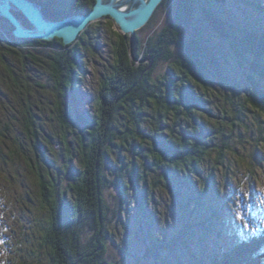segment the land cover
<instances>
[{
	"label": "trees",
	"instance_id": "obj_1",
	"mask_svg": "<svg viewBox=\"0 0 264 264\" xmlns=\"http://www.w3.org/2000/svg\"><path fill=\"white\" fill-rule=\"evenodd\" d=\"M30 1L41 6L43 14L52 21L87 14L95 4V0ZM175 5L171 20L159 33L146 41L138 35L134 57H153L150 70L149 64H138L132 58L129 38L117 35L116 77L108 81L115 105H109V110L98 108L92 120L84 108L71 104L84 99L83 92L77 91L83 87L81 80L85 77L78 45H64L62 39L19 40L12 34L14 27L8 21V30L0 28V76L12 88L13 96H19L21 110L13 117H25L22 130L30 146L18 145L15 137L7 144L12 128L0 123V159L5 161V147L13 161L27 152L36 156L38 195L41 207L47 210L48 221L41 229L38 248L46 250L50 260L44 263L35 256L28 264L108 262L105 255L109 231L104 224L108 209L103 196L109 187L108 179L101 174L100 182L95 184L97 170L101 171L99 157H109L103 148L106 136L105 146L116 147L118 139L135 148L140 142L139 147L145 151L140 156L141 164L133 163L134 172L129 169L120 173L114 183L125 188L124 178L128 175L135 184L137 211L144 221L137 226L138 252L142 255L137 257L138 264L144 260L149 264H264L263 223L257 234L245 238L231 236L225 227V217L230 212L217 202L206 204L208 189L201 182L198 194L205 199L199 206L201 214L195 216L197 210L191 208V201H196L192 192L194 174L200 175V165L209 166L208 162L224 165L226 156L237 151L233 143L239 131L240 139L244 128L246 136L260 135L255 155L260 154L259 145L264 146V0H176ZM16 16L27 25L24 16ZM107 19L109 26L115 24ZM154 20L156 14L151 21ZM40 50L42 56L37 53ZM162 62H170L171 69L163 77L155 78ZM41 63H48L59 91L54 113L62 129L56 139L67 150L74 144L82 148L79 161L86 167L78 183L70 185L73 201L68 199V190H61L53 172L43 168V161L51 162L45 157L47 140L40 138L36 121L30 114L22 116L32 105L33 90L44 88L36 71ZM103 96L99 97L102 105L107 103ZM64 98L69 106L60 108L59 102ZM114 116L125 119L122 127L113 123ZM111 121V129L116 126L117 132L108 134L102 128ZM78 126L84 129L81 135L77 133ZM65 170L60 167L56 172L61 174ZM214 175L211 171L207 180L215 181ZM140 187L144 190L140 191ZM161 187L180 204L183 226L171 232V236L163 226L157 227L156 208L150 211L154 202L152 190ZM216 191L214 195L219 194ZM125 205L129 209L128 201ZM197 232L206 237L202 245L193 240ZM207 235L216 243L211 245Z\"/></svg>",
	"mask_w": 264,
	"mask_h": 264
},
{
	"label": "rangeland",
	"instance_id": "obj_2",
	"mask_svg": "<svg viewBox=\"0 0 264 264\" xmlns=\"http://www.w3.org/2000/svg\"><path fill=\"white\" fill-rule=\"evenodd\" d=\"M165 1L167 0H164L163 3ZM175 4L176 0H168L163 7L158 8L156 21H150L144 29L138 32L141 40L146 41L147 38L153 37L168 24L173 16ZM17 14L22 15L20 12H15V15ZM25 20L27 25L21 23L25 27L32 29L33 26L26 18ZM5 21L7 20L4 19L0 22V28L4 31L9 29ZM108 22L110 20L106 18L92 23L83 32L84 34H81L79 40L73 43L78 45V54L81 58L82 68L85 70V77L81 80L83 87L77 89L78 93L82 91L84 94L82 103L73 104L71 102V104L74 108H84L87 111V117L91 120L95 117L97 109L102 105L99 99L100 95H107L105 90L106 82L109 81V77H114L115 74V68H112L116 64L115 45L118 40L117 35L121 33L116 24L109 26ZM155 23H159L158 26H154ZM186 30L188 32L189 29ZM73 44L67 46H72ZM37 53L39 56L44 54L42 50ZM139 60L141 62L138 61V64L142 65L150 62L149 56ZM47 65L48 63H41L36 68L39 84L44 88L33 90V97L30 102L32 105L28 109L29 112L23 111L22 116L26 113L33 116L32 118L36 121V125L41 132L40 138L47 140L45 144L48 148L46 149L45 157L52 163L43 161V168L46 171L53 172L61 190H68V199L73 201V191L70 185L78 183L86 166L83 165L81 160L79 161L82 151L81 146L78 145L77 147V144H74L71 150H67L60 146L59 138L58 140L56 139V137L61 136L62 129L57 120V115L54 113L59 91L56 89L57 83L53 78V73L48 69ZM171 66L170 62H162L157 67L154 77L159 78L168 74ZM4 80V76H0V123L5 124V126L9 125L12 128V133L8 134L7 144H10L15 137V141L19 143L18 145H26L29 148L27 134L22 130L25 117L23 116L24 119L20 116L13 117L15 112L21 110L17 98L19 96H13L12 88L3 82ZM63 102L66 107L69 106L65 98ZM23 104L22 102V106ZM102 106L108 110L110 108L107 103H103ZM118 117L114 116L112 121L115 124L117 122L122 127L125 119ZM112 121L107 123L109 127L104 126L105 128H102L108 134L117 132L116 126L113 127V130L111 129L114 125H111ZM145 124L142 122L143 127L146 126ZM81 130H84L83 127L78 126L77 133L79 134L80 132V135L82 133ZM92 130L96 129L93 128ZM245 131L246 129L244 128L242 139L239 138L241 136L239 134L240 131L237 133V137L234 140L237 141L232 142L237 151H235V154L226 156V165L215 162H208L209 166L207 164L200 165V175L194 174L193 177L195 185L192 192L194 197H196V201H191V208L195 211L197 210L195 216L198 217V214H201L199 206L204 199L203 197L200 198L198 194L201 182L208 189V193H205L208 199L206 204L217 202L219 206H225V209L230 212L226 214L225 227H227L231 236H236L237 238H245L249 235L257 234L261 230L262 223L264 224V146L259 145L260 154L255 155V144L260 135L251 137L247 133L246 136ZM88 137V133L85 132L86 142L90 140ZM107 138L108 136L104 138L105 143ZM71 140L72 137L70 138ZM115 142L117 143L116 147H110L109 145H106V147L105 143L103 144V148L106 149V154L109 157H99L101 164L99 169L101 171L97 170L95 178V184H97L100 182L102 174L106 176L109 184V187L105 188L103 195L106 200V209H108L106 210L107 220L104 224L109 231L107 232V250L105 255V259L108 262L105 264H138L137 257L141 253L138 252V235L140 232L137 226L144 221L137 211L135 184L128 175L124 178L125 188L121 189L114 183L118 181L120 173L128 172L129 169L130 173L134 172L133 163L137 162L136 164L140 165V156L145 151L139 147L140 142H138V148L132 147V143L123 144L118 139ZM135 154L138 156H135ZM214 156L212 157L213 159L216 158ZM3 158L5 161L0 159V264H28L34 260L35 256L44 261V263H48L50 259L47 251L44 249L39 250L38 248L41 242V229L48 220L47 210L41 207V199L38 195L39 182L37 177L39 166L34 164L36 156H32L31 153L27 152L26 154H21L18 159L13 161L9 155V149L5 147ZM60 167L66 170L58 174L56 169ZM67 169L70 170L68 171ZM211 171L215 174V181L207 180ZM150 182L153 184L152 179H150ZM216 189H218L219 194L216 193L214 195L213 191L217 192ZM139 190L143 191L144 189L140 187ZM152 193L154 202L150 211L153 212L154 207L157 210V227L163 226L164 230L170 233L169 236H171V232H176L177 229L181 230L183 226L180 223V204L171 198V194L165 188L161 187L154 191L152 190ZM188 197L190 196L188 195ZM127 201L130 204L129 209L125 205ZM122 206L123 210H121ZM119 221H122V224ZM144 229L142 233H145ZM136 231L139 233H134ZM231 236L229 235V237ZM207 237L211 245L216 243L214 238L208 235ZM205 238L204 235L197 232L193 240L202 245V239L204 240ZM142 264L149 263L144 260Z\"/></svg>",
	"mask_w": 264,
	"mask_h": 264
},
{
	"label": "water",
	"instance_id": "obj_3",
	"mask_svg": "<svg viewBox=\"0 0 264 264\" xmlns=\"http://www.w3.org/2000/svg\"><path fill=\"white\" fill-rule=\"evenodd\" d=\"M116 5V0H95L93 9L87 14L74 15L61 21H52L42 12L41 6L30 0H0V17L7 20L13 27V35L19 40H42L44 42L62 39L64 45L78 41L81 34L95 22L110 18L118 26L120 33L129 38L131 55L135 61L134 50L138 42V32L144 29L156 14L164 0H130ZM135 4V5H134ZM20 12L33 26L25 27L15 15ZM149 66L154 65L153 57L149 56Z\"/></svg>",
	"mask_w": 264,
	"mask_h": 264
},
{
	"label": "flooded vegetation",
	"instance_id": "obj_4",
	"mask_svg": "<svg viewBox=\"0 0 264 264\" xmlns=\"http://www.w3.org/2000/svg\"><path fill=\"white\" fill-rule=\"evenodd\" d=\"M112 68H114V67H112ZM112 77H113V76L109 77V79H111ZM114 77H116V76L114 75ZM106 83H107V84H106L105 90H106V92H107V95H106V96H103V97L105 98L107 104H109L110 106H112V105H115V103H114V97H113L114 94H112V90H111V86H110L109 82H106ZM104 102H105V101H104ZM64 105H65V104H64L63 102H59V107H60V108H63ZM110 106H109V107H110ZM99 109H104V110H105V108H102L101 106H100ZM109 109H110V108H109Z\"/></svg>",
	"mask_w": 264,
	"mask_h": 264
},
{
	"label": "bare ground",
	"instance_id": "obj_5",
	"mask_svg": "<svg viewBox=\"0 0 264 264\" xmlns=\"http://www.w3.org/2000/svg\"><path fill=\"white\" fill-rule=\"evenodd\" d=\"M108 1H110V0H107V2H108ZM126 2H128V4H127L128 7L131 8V7H132L131 5H132L133 2L130 1V0H116V5H122L121 3H124V4H125ZM134 5H135V4H134ZM38 6H39V5H38ZM39 7H40V6H39Z\"/></svg>",
	"mask_w": 264,
	"mask_h": 264
}]
</instances>
